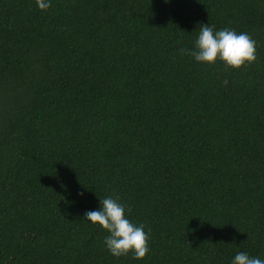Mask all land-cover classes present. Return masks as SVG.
Wrapping results in <instances>:
<instances>
[{"label": "trees", "instance_id": "trees-1", "mask_svg": "<svg viewBox=\"0 0 264 264\" xmlns=\"http://www.w3.org/2000/svg\"><path fill=\"white\" fill-rule=\"evenodd\" d=\"M50 3L0 0V264L264 259V0ZM207 23L255 62L181 54ZM106 196L150 230L143 259L83 218Z\"/></svg>", "mask_w": 264, "mask_h": 264}, {"label": "clouds", "instance_id": "clouds-1", "mask_svg": "<svg viewBox=\"0 0 264 264\" xmlns=\"http://www.w3.org/2000/svg\"><path fill=\"white\" fill-rule=\"evenodd\" d=\"M167 2V0H166ZM41 10L51 7L50 0H36ZM215 26L201 24L198 36L194 42V50L181 48V54H189L197 62L215 64L223 62L225 69H240L256 60V41L246 33H237L234 29L224 28L214 30ZM225 86L228 81L222 82ZM82 195V193H81ZM98 210L86 211L84 219L102 227L109 235L104 244L111 255L115 257L127 256L130 252L134 259H143L149 248V232L145 225H137L126 216V206L119 201V197H99ZM127 212L131 207L127 206ZM231 264H264V259L251 257L246 252H238Z\"/></svg>", "mask_w": 264, "mask_h": 264}]
</instances>
